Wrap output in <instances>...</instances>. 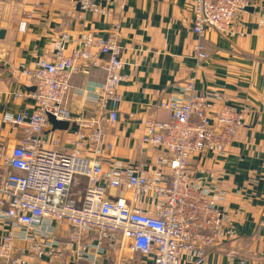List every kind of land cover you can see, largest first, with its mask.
Wrapping results in <instances>:
<instances>
[{
	"label": "built area",
	"instance_id": "built-area-1",
	"mask_svg": "<svg viewBox=\"0 0 264 264\" xmlns=\"http://www.w3.org/2000/svg\"><path fill=\"white\" fill-rule=\"evenodd\" d=\"M116 1L78 4L83 13L108 17ZM191 5L192 55L201 63L209 58L201 43L205 32L235 35L233 20L248 0H191ZM24 28L22 21L19 29ZM68 40L66 32L59 33L50 58L42 56L32 69L19 71L36 81L29 95L33 109L2 116L22 136L9 149L0 141V264H27L30 254L64 264H105L109 253L121 260L137 253L140 264H205L207 251L235 234L222 205L223 191L196 178L191 161L207 152L223 157L243 126L241 111L223 104L212 115L217 94L199 93L194 78H187L178 95L158 102L169 111L168 120L148 116L143 121L148 159L126 162L110 156L113 147L104 141L102 123L117 120L118 87L125 79L122 47L115 34L84 31L66 53ZM91 47L106 56L105 78L95 96L104 120L77 116L71 149L45 148L48 114L64 119L60 105L70 77L78 60L91 57ZM150 200L152 206L144 207ZM60 225L66 226V240L56 235Z\"/></svg>",
	"mask_w": 264,
	"mask_h": 264
},
{
	"label": "crops",
	"instance_id": "crops-1",
	"mask_svg": "<svg viewBox=\"0 0 264 264\" xmlns=\"http://www.w3.org/2000/svg\"><path fill=\"white\" fill-rule=\"evenodd\" d=\"M103 5V4H102ZM264 0H248L232 23L237 33L222 37L205 32L201 43L209 58L201 63L193 57L196 37L191 31V0H117L106 17L82 12L78 0H0V141L8 149L21 136L2 120L5 112L31 111L29 96L36 81L20 75L32 69L42 56L50 58L54 40L66 32V53L77 45L82 32L100 37L115 34L122 47V73L118 87L120 102L114 122L103 121L104 141L112 145L110 156L126 162L148 159L142 136L143 121L155 116L166 121L169 111L158 102L178 95L187 78H194L199 93H215L219 107L228 104L241 111L243 126L234 135L223 157L207 152L192 158L196 178L211 188L223 191L234 230L233 239H222L207 251L205 264H264ZM24 21V30L19 24ZM91 57L78 60L77 71L70 77L71 87L61 102V115L68 121L66 129L43 131L44 147L69 151L75 139L77 116H101L106 113L96 101V88L104 80L102 64L106 56L95 47ZM92 62H95L92 63ZM52 140L58 141L54 144ZM151 200L144 207L150 208ZM59 239L66 240L65 225L57 228ZM109 255V256H108ZM104 263L140 264L139 254L121 260L108 254ZM109 257V258H108ZM27 264H64L62 259L46 255H27Z\"/></svg>",
	"mask_w": 264,
	"mask_h": 264
},
{
	"label": "water",
	"instance_id": "water-1",
	"mask_svg": "<svg viewBox=\"0 0 264 264\" xmlns=\"http://www.w3.org/2000/svg\"><path fill=\"white\" fill-rule=\"evenodd\" d=\"M3 35V30H0V37ZM48 122L52 125L53 129H66L68 126V121L66 120H56L52 115L48 114Z\"/></svg>",
	"mask_w": 264,
	"mask_h": 264
},
{
	"label": "trees",
	"instance_id": "trees-1",
	"mask_svg": "<svg viewBox=\"0 0 264 264\" xmlns=\"http://www.w3.org/2000/svg\"><path fill=\"white\" fill-rule=\"evenodd\" d=\"M109 254H111V253H109ZM108 255V254H107ZM109 256V255H108ZM109 258V257H108ZM109 264H113V261L111 260V261H109Z\"/></svg>",
	"mask_w": 264,
	"mask_h": 264
}]
</instances>
